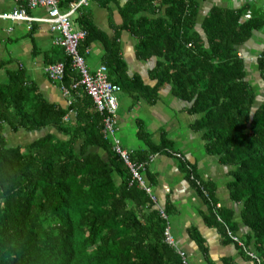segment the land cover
Segmentation results:
<instances>
[{"label":"trees","instance_id":"obj_1","mask_svg":"<svg viewBox=\"0 0 264 264\" xmlns=\"http://www.w3.org/2000/svg\"><path fill=\"white\" fill-rule=\"evenodd\" d=\"M73 1L66 0L61 9ZM98 2L104 8L114 3L121 23L113 25L114 36L108 38L93 24L89 5L77 10L73 16L79 28L72 27L86 33L80 55L85 59L89 46L100 44L107 79L135 101L142 95L152 103L169 86L174 98L190 104L188 112L199 116L193 129L202 133L205 150L230 168L226 187L229 199L240 205L246 232L237 235L233 212L223 206L216 214L225 224L217 223L212 212L218 203L215 188L179 160L186 178L206 202L207 221L220 227L225 242L233 243L227 227L258 258L251 259L239 247L246 260L264 264V102H256L238 53L254 33L264 31V12L253 8V0L238 9H204L207 0H127L122 6L118 0ZM122 31L135 39L138 61L155 59L149 72L152 88L139 76L128 77L119 43ZM55 46L61 50L59 58L46 66H65L61 82L54 83L69 91L67 109L47 101L24 69L1 74L5 63L0 64V264H182L164 242L169 211L162 209L165 219L137 183L129 185L128 168L102 134V116L81 88H72L78 73L70 56ZM257 68L264 82V54ZM70 111L74 119L65 120ZM19 133L38 137L14 144ZM163 137L158 144L147 139L145 150L137 152L118 140L130 160L147 171L151 157L176 153ZM192 231L211 264L203 239Z\"/></svg>","mask_w":264,"mask_h":264},{"label":"crops","instance_id":"obj_2","mask_svg":"<svg viewBox=\"0 0 264 264\" xmlns=\"http://www.w3.org/2000/svg\"><path fill=\"white\" fill-rule=\"evenodd\" d=\"M126 1L118 0V4L122 6ZM245 2L251 3V0H207L204 9H209L211 5L238 9ZM253 2L255 10L264 11V0H253ZM22 4L17 0H0V14L11 13L22 7ZM24 8L33 19L43 18L47 14V9L43 7L27 9L24 4ZM87 9L96 28L108 38L113 37V25L121 23L117 6L109 3L108 7L104 8L98 0H90ZM76 17L73 16L72 24L74 28H79L75 21ZM55 37V33H52L47 25L39 22L0 20V64L5 63L1 74H4L5 70L24 69L28 80L34 83L47 101L67 109L71 99L68 97L67 99L62 94L58 83L47 79L43 70L47 64L59 58L58 53L61 50L53 44ZM119 41L121 56L127 65L128 77L139 76L143 85L152 88L155 81L150 79L149 72L155 66V59L138 61L135 55V39L128 32L122 31ZM238 53L243 58L246 80L256 91V102L263 103L264 82L257 68V59L264 54V31L254 33L252 38L239 48ZM103 61L102 46L92 43L89 46V54L85 56L89 70L94 71L103 64ZM170 92L169 86L163 87L158 92V99L152 103L146 101L141 92L139 93L141 97L137 101L133 100L130 93L125 94L124 97L120 93L117 110L118 139L124 148L137 152L145 150L147 139L158 144L164 136L171 143L172 148L184 157L186 163L196 170L201 180L215 188V198L225 210L233 212V220L238 226L237 235H243L246 229L241 225L240 205L229 199L226 187L230 168L221 165L218 157L208 154L202 133L193 129L199 116L190 114L188 112L190 104L174 98ZM69 116L67 119L73 120L75 112L70 111ZM49 132L55 133L54 130ZM33 135L24 134L28 138H32ZM37 137L38 135H35V138ZM133 139L138 141L133 142ZM142 176L156 197L157 207L167 208L169 211L171 234L176 245L186 253L190 264H209L194 241L192 230H196L203 239L211 264H224L229 260L234 264H252L246 260L236 245L225 242L218 225L207 221L209 210L206 202L187 180L181 162L177 158L156 155L152 158L148 170L142 171Z\"/></svg>","mask_w":264,"mask_h":264},{"label":"built area","instance_id":"obj_3","mask_svg":"<svg viewBox=\"0 0 264 264\" xmlns=\"http://www.w3.org/2000/svg\"><path fill=\"white\" fill-rule=\"evenodd\" d=\"M22 2V7L13 10L11 13L0 14V20L2 21H14V22H39L47 25L52 33H55L54 44L61 46L64 49L66 55L71 58V67L78 73L79 80L72 85L73 89L81 88L83 92L89 96L93 102L95 110L102 116V134L106 139H108L113 147V151L120 156L123 163L128 168L131 174V181L129 185L137 183L138 187L144 190L150 197L151 202L156 206L161 212L162 217L166 219L163 214L162 209L157 207L156 197L153 195L151 188L146 184L142 176V171H144V166L142 164L133 163L127 152L120 147V142L117 138V121L116 113L118 108V94L120 93L119 86L113 84L107 79V68L105 65H100L94 71H90L85 63V59L80 55L78 51V46L80 42L86 37L84 31H76L72 27L71 17L82 7L89 5L90 0H75L70 3L69 8L65 11L61 9V4H64L66 0H17ZM24 4L27 9H35L37 7H43L47 9V14L43 18L33 19L30 17L24 8ZM89 50H86L88 54ZM64 64L57 63L51 64L44 68V73L47 78L52 81L61 82L64 76ZM62 89V94L67 96L69 91L65 88ZM67 117L65 118V120ZM172 155L180 160L182 163H186L184 157L180 153H172ZM153 157H151L150 161ZM189 169V167H188ZM191 172V171H190ZM191 180H194L193 175L190 176ZM198 187L202 186V183L198 180H194ZM202 195L207 197L206 189L202 188ZM216 207V208H215ZM213 207L212 212L215 215L217 223L225 224L220 216H218L217 209L221 208L220 202L216 203ZM226 236L233 243H235L238 248L240 247L246 255L251 259L258 262V258L255 254L247 251L244 244L240 242L237 235L232 234L230 229L226 227ZM164 242L172 247L176 253L180 256L182 264H190L187 255L182 251L175 243L174 237L171 234L170 226L167 227L165 231Z\"/></svg>","mask_w":264,"mask_h":264},{"label":"rangeland","instance_id":"obj_4","mask_svg":"<svg viewBox=\"0 0 264 264\" xmlns=\"http://www.w3.org/2000/svg\"><path fill=\"white\" fill-rule=\"evenodd\" d=\"M264 9V8H263ZM264 12V11H263ZM125 94H128L127 92H121V96L123 95V97H124V95ZM13 138H14V144H20V145H24V144H26L27 142H30V140H32V139H34L35 138V135H33V137L31 138H28L27 136H24V134L23 133H19V134H16L15 136H13ZM133 142H137L138 140H132ZM123 145V144H122Z\"/></svg>","mask_w":264,"mask_h":264},{"label":"clouds","instance_id":"obj_5","mask_svg":"<svg viewBox=\"0 0 264 264\" xmlns=\"http://www.w3.org/2000/svg\"><path fill=\"white\" fill-rule=\"evenodd\" d=\"M117 110H118V108H117ZM116 121H117V113H116ZM117 131H118V125H117ZM116 135H117V134H116ZM117 138H118V136H117ZM155 156H156V155H155ZM155 156H154V157H155ZM151 161H152V160H151ZM151 161H150V162H151ZM169 226H170V225H169Z\"/></svg>","mask_w":264,"mask_h":264},{"label":"water","instance_id":"obj_6","mask_svg":"<svg viewBox=\"0 0 264 264\" xmlns=\"http://www.w3.org/2000/svg\"><path fill=\"white\" fill-rule=\"evenodd\" d=\"M255 107H257L256 105H255ZM254 112V110L252 111V113Z\"/></svg>","mask_w":264,"mask_h":264}]
</instances>
